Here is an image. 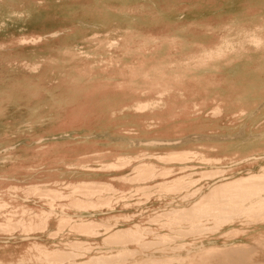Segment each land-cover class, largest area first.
Segmentation results:
<instances>
[{
  "label": "rangeland",
  "instance_id": "rangeland-1",
  "mask_svg": "<svg viewBox=\"0 0 264 264\" xmlns=\"http://www.w3.org/2000/svg\"><path fill=\"white\" fill-rule=\"evenodd\" d=\"M256 13L263 17L264 0H54L25 23L4 27L0 31V151L12 149L11 154L2 153L10 162L0 165V172L21 185L59 180L109 182L131 174L134 167L109 173H90L85 167L143 151L165 155L198 150L209 158L221 156L232 162L221 166L232 170L210 182V187L259 173L264 167L261 56L243 50V56L234 61L238 66L235 74L224 71L216 84L225 88L231 101L243 92L258 94V98L247 96L250 109L246 116L206 118L197 111L209 104L206 93L216 89L197 85L192 89L196 93L190 95L188 89L179 87V94L163 110L161 129L155 137L147 117L124 110L131 103L127 95L135 92L131 78L114 64L95 69L84 66L69 46L77 53L92 52L80 33L103 26L115 34L107 46L114 53L106 57L125 56L127 52H120L125 49L144 56V49L153 44L159 46L158 51L166 48V56L176 58L203 47L216 49L215 31L233 22L246 23ZM29 64H40L41 68L32 72ZM233 110L229 108L227 113ZM154 139L158 144L150 147ZM251 161L257 163L246 165ZM114 183L124 186L118 180ZM4 186L0 199L8 198ZM28 202L40 204L33 199ZM130 204L118 210L139 220L141 211L155 215L168 202L140 195ZM105 213L108 211L99 214ZM187 226L184 222L180 231L194 233ZM67 230L51 236L59 231L57 219L52 218L47 232L31 239L58 246L69 235ZM70 235L67 237H74ZM5 242L15 245L24 238L0 235V243Z\"/></svg>",
  "mask_w": 264,
  "mask_h": 264
},
{
  "label": "bare ground",
  "instance_id": "bare-ground-1",
  "mask_svg": "<svg viewBox=\"0 0 264 264\" xmlns=\"http://www.w3.org/2000/svg\"><path fill=\"white\" fill-rule=\"evenodd\" d=\"M50 1L54 0H0V31L25 23ZM262 14L251 19H263ZM259 37L264 38V29L255 40L227 37L222 47L226 66L245 50L261 56L259 69L264 70V51L248 49ZM28 68L32 70L34 64ZM228 109L225 115L231 118L238 111L244 113L242 108L231 113ZM161 125L147 124L155 137ZM156 140L149 146H157ZM11 149L0 151V165L10 162L2 153ZM230 163L226 157L209 158L198 150L165 155L143 151L85 167L90 173L134 167L131 174L109 182L21 185L0 172V188L5 184L8 192L7 199H0V235L24 238L15 245L0 243V264H264V167L259 173L210 187V182L232 170L221 167ZM117 180L124 186L116 185ZM140 195L157 196L168 204L155 215L141 211L139 220L118 210L129 208L131 199ZM30 199L40 204H31ZM105 210L108 213L99 214ZM52 218L57 219L59 231L51 236L69 230L64 242L56 246L31 239L47 232ZM184 222L194 233L180 231ZM70 234L74 237H67Z\"/></svg>",
  "mask_w": 264,
  "mask_h": 264
},
{
  "label": "crops",
  "instance_id": "crops-1",
  "mask_svg": "<svg viewBox=\"0 0 264 264\" xmlns=\"http://www.w3.org/2000/svg\"><path fill=\"white\" fill-rule=\"evenodd\" d=\"M262 29H264V18L250 19L246 23L233 22V24H227L215 31L219 42L216 49L211 50L209 47H203L193 51V53L190 52L188 55H180L176 58H172L171 56L173 55L171 54L166 56L167 49L165 47V49L158 51L159 46L153 44L148 45L144 49L146 53L144 56L139 51L132 53L130 49H125L120 51L127 52L125 56L106 57L108 54L114 53L108 50L107 46L115 40V34L103 26L87 29L80 33L88 47L93 50L92 52L77 53L73 45L69 44V46L75 52L74 56L84 66L95 69L103 66L108 68L114 64L128 79L131 78L129 80L133 84L135 92L127 95L126 100L131 103L124 107V110H132L138 115L147 117L148 124L156 127L162 124L163 110L169 101L179 94L177 90L179 87L188 89L186 91L190 95L196 93L192 89L197 85L206 86L208 90L211 87L216 89V91L206 93V100L209 104H203L201 109L197 111L206 118H223L226 109L231 107L242 108L244 112L241 114L238 111L232 115L233 119L246 116L250 109L247 96L254 98L259 96L258 94L243 92L238 97L235 96L234 101H231L230 97L228 98L229 93L224 91L225 88L223 89V87L216 85L221 81L224 71L234 75L238 67L234 62L230 66H226L228 64L225 61L222 47L224 40L229 36H233L238 40H255ZM248 49L264 51V38L259 37V40L253 42ZM148 54L152 55L150 56L151 58L147 56ZM148 58L153 60L150 62ZM40 68V64H34V68L31 71L38 72ZM229 69L231 70L229 71ZM261 72L262 76H264V70H261ZM262 88H264V81L262 82ZM9 153L11 154V152Z\"/></svg>",
  "mask_w": 264,
  "mask_h": 264
}]
</instances>
